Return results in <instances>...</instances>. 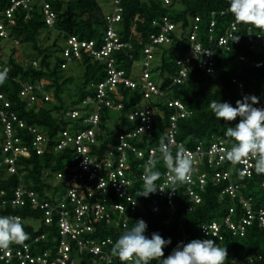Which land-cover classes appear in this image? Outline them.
<instances>
[{
	"label": "trees",
	"instance_id": "obj_1",
	"mask_svg": "<svg viewBox=\"0 0 264 264\" xmlns=\"http://www.w3.org/2000/svg\"><path fill=\"white\" fill-rule=\"evenodd\" d=\"M32 9L25 8L23 4L17 5L13 9L11 16H7L6 9L11 5L10 0H0V21L4 26L7 35L0 34V66L8 62V77L0 81V93L3 98L9 101L8 110H14L29 125L38 126L40 131L47 136V143L44 145L42 153L37 154L34 149H30L25 155H20L15 162L17 171L10 173L6 165L0 168V187L5 190V197H9L12 189L20 183L29 189L37 192L40 200L55 201L54 195H49L47 190L52 186L51 179L58 180L63 188V180L57 179L56 173H68L70 167L74 166L76 160L73 154V147L67 146L62 150H54L57 143V135L62 129H73L76 126L87 127V123L79 124V121L66 117L65 112L69 108H80L82 100L88 96H94L98 82L107 76L106 60H95L87 50H81V57L76 59L81 68L76 74L61 68L59 63L64 60L62 54L55 55L56 62L50 60L48 48L41 47L39 42L43 31H57L59 36L66 40V37L76 36L79 40H93L95 47L100 48L104 42L106 23L101 17V9L97 0H56L51 3V7L57 16L52 26L46 24L42 7L39 1L33 0ZM122 7L121 19L114 24L121 40H130L133 48L113 50L116 67L125 70V76H133V64L141 60L143 48L149 41L151 33L158 32V26L154 20H162L164 16L175 23H180L181 32L173 31V40L168 44L158 45L154 51V58L157 63L151 62L150 71L154 77L163 78L164 89L173 98L183 101L186 109L191 111L187 117L180 118L177 128V139L182 141L186 147H193L200 141L207 142L213 137H220L231 144L232 140L224 135L228 126H233L240 119L224 121L223 118L217 120L212 114L208 104L211 100L228 102L235 106L239 100L237 83H242L248 96H256L258 100L264 98V46L255 50L253 43L249 40L250 31L253 35L262 34L261 40L264 41V29L252 24L239 23L237 31H233L229 38L227 47L217 45V39L223 35L234 19L228 11V0H171L165 3L161 0H120ZM195 16L199 17L197 24L196 41L204 48H211L214 51L212 73L198 67L201 55L193 58L190 66L188 79L183 83L172 84V77L176 76L179 70L177 64L178 54L186 53L193 47V40L184 35L185 32L192 31L190 24ZM214 21L211 28L210 23ZM178 27V26H177ZM210 35L213 40L210 41ZM238 38V39H237ZM11 43L10 54L7 61L3 59V45ZM56 46L57 43L55 42ZM28 47V48H27ZM17 53L25 56L26 63L17 59ZM243 56L244 59H240ZM37 61V66L31 63ZM261 60L260 66L255 62ZM39 82L44 89L52 90L54 100H45L39 95L35 105L28 108L26 101L21 99L19 92L22 83ZM74 84L75 93L71 95L68 104L63 98V91ZM94 84V85H91ZM38 96V95H37ZM143 93L140 86L136 88L117 85L112 97L123 102L121 110L109 109L105 106L101 109L100 130L97 131V138L100 143L92 145V155L101 159L106 152L117 142L118 132L131 130L138 124L127 119L126 112L134 105L142 103ZM89 107V106H88ZM150 108L153 110L163 109L161 117H157L149 125L148 132L142 134L143 141L138 144L141 148H156L155 158L156 168L161 172V176L155 184L161 182L166 166L159 160V140L166 136L165 132L170 126V113L174 108L163 105V101H150ZM111 110L120 112V117L116 122L114 132L102 135L107 128L106 120L109 118ZM157 112V111H155ZM15 135L21 137L22 141L28 144L31 133L27 129L18 128ZM1 141V140H0ZM177 148L173 149L175 154ZM2 158L0 154V159ZM145 159H138L129 154L125 166V174L131 180L128 191L137 201L134 211L127 209L130 218L123 226L121 218L113 208L116 202H124L114 193L109 186L105 199L110 203L107 210L111 215L110 221L98 220L93 212L97 194L87 197L89 209L85 213L87 221L94 226L92 233L85 236L93 238L96 242L110 238H116L125 230L130 228L137 219H143L147 224L146 235L158 232L163 238H171V244L163 249L164 255L169 252L180 241L188 242L195 238H211L220 246L226 247L229 264H264L263 260L258 259V254L264 249V228L258 226L257 222L247 227L244 235H234L224 226L223 220L228 212V207L233 202L237 206L235 219L241 212L238 201H232L227 196L220 194L221 186L209 182L206 188L201 191L202 201L191 203L185 195L184 186L179 188L177 196L174 198L173 206H170L166 199L159 196L158 192L150 193L149 196H142L143 182L140 173L143 171ZM139 164L142 166L139 167ZM233 177L240 183L242 193L246 197L252 198L254 208L264 206V187H261L263 174L254 172L253 177H246L240 174V170L235 167ZM83 189L96 192L94 183L82 181ZM64 189V188H63ZM103 199V196H99ZM107 203V202H106ZM0 215H17L21 219L26 233V239L21 244L30 242L33 252H42L50 249L56 254L57 245L61 238L58 224L59 216L53 214L50 223L45 222L42 211L37 206L26 202L24 205L10 206L6 203L0 206ZM27 219L39 220L40 224L34 227L27 223ZM213 220L221 223V237L205 235L201 232L202 223L212 222ZM35 237L39 239L35 241ZM69 236L67 237V239ZM70 240V239H69ZM18 243V244H20ZM70 254L75 258V264H83L90 259L89 253L78 252L74 241H70ZM111 245L107 244L106 249L112 256L110 264H122L119 259L111 252ZM249 258H253L252 261ZM8 264H18L13 261ZM126 264H134L130 260ZM150 264H158L157 260L150 261Z\"/></svg>",
	"mask_w": 264,
	"mask_h": 264
},
{
	"label": "built area",
	"instance_id": "obj_2",
	"mask_svg": "<svg viewBox=\"0 0 264 264\" xmlns=\"http://www.w3.org/2000/svg\"><path fill=\"white\" fill-rule=\"evenodd\" d=\"M11 5L6 9L7 16H11L13 9L19 4H23L25 8L32 9L33 0H10ZM42 7V12L46 24L52 26L55 23L56 12L53 11L51 3L56 0H37ZM169 3L171 0H161ZM122 7L120 0H112V11L105 14L104 20L106 23L104 42L100 48L95 47L93 40H79L76 36L66 37L65 44L60 50L64 60L61 63L62 67H66L70 62L81 57V50L84 48L88 54L95 60H106L105 70L107 76L104 80L95 84L96 92L94 96H88L82 100L80 108H69L64 114L66 117H71L79 124L87 123V127L76 126L73 129H62L57 137V143L54 145V150H62L67 146L73 147V154L76 160L74 166L70 167L68 173L57 172V179L63 180L64 192L58 200L53 202L40 200L36 191L29 189L24 184L20 183L9 197L6 192L0 187V206L9 203L10 206L24 205L30 202L37 206L42 211L45 222L52 221L53 214L59 216L58 224L60 228L61 238L57 245L56 254L52 253L50 249L42 252H33L30 242L23 244L12 243L7 249L0 250V264H8L16 261L18 264H75V258L70 254L71 244L74 241L77 251H84L89 253L90 259L83 264H110L112 256L106 249L107 244H112L113 240L110 238L103 239L96 242L93 238L85 236L86 233H92L94 226H92L85 217V213L89 209L87 197L97 194L94 206V215L98 220L110 221L111 215L107 210L110 204L105 199V194L109 186L112 187L114 193L118 198L124 199V202H116L113 208L116 209L119 216L123 218V226L130 218L127 209L134 211L137 207V201L134 196L127 190L131 184V180L125 174V166L129 154L135 158L145 161L151 156L155 161L157 150L150 147L141 148L138 146L143 141L142 134L148 132V127L152 122L161 117L163 109L153 110L150 108V101H163V105L168 108H174V112L170 113V126L167 128L165 135L170 136L172 144L169 150L173 153L174 148H183L193 158V166L188 174V179L182 183L173 184L169 178L167 168L161 182L158 184L160 189L157 190L160 197L166 199L170 206L174 204V198L177 196L179 188L184 186L185 195L189 199V207L191 203H200L202 201L201 191L206 188V185L211 182L214 185H220L221 193L227 196L232 201H238L240 208L239 217L235 219L237 214V206L233 202L228 207V212L224 217L223 224L234 235H244L247 227L257 222L258 226L264 228V206L254 208L252 198L246 197L242 193L241 185L234 177V169L237 167L240 172L243 171L246 177H253L255 172L254 162L255 157L248 156L239 164L232 165L223 158L224 151L227 150L231 144L227 143L220 137H213L207 142L200 141L193 147H186L184 143L177 139V126L180 118L187 117L191 111L186 109L183 101L173 98L169 95L168 90L164 89L163 78L154 77L150 71V65L154 58V51L158 45L171 43L173 36L171 33L178 28L181 32L180 23L171 21L164 16L162 20H154L158 28V32L151 33L149 41L143 48V54L140 61V75L135 78L125 76L124 69L116 67L114 58L112 57L113 50L117 49H132L133 44L130 40H121L118 32L115 30L114 24L121 19ZM194 21H199V17L195 16L191 21L190 29L192 31L185 32L184 35L193 40V47L186 53H179L177 57V64L179 70L176 76L172 77V84L185 82L190 74V66L192 59L201 55L198 62L200 69L206 70L207 73L215 71L213 67L214 51L211 48H204L201 44L195 43L197 38L196 28L197 24ZM238 24L234 19L230 22L227 31L219 36L217 45L227 47L229 38L233 31H237ZM214 21L210 23L212 28ZM178 26V27H177ZM0 34L7 35L4 26L0 21ZM173 34V33H172ZM249 40L253 43L255 50L261 49L264 46V41L261 40L262 34L253 35L250 31L247 33ZM210 41L213 40L210 35ZM240 59H244L240 56ZM34 66H37L36 60H31ZM261 60L255 62V65L260 66ZM134 66V64H133ZM133 68V67H132ZM10 67L8 62L0 66V71H4V78L8 77ZM94 85V84H91ZM117 85L124 87L136 88L140 86L143 93L142 103L134 105L126 112L128 120L137 123L138 125L131 130H124L118 132L117 142L112 145L106 152L104 158H97L93 156L92 145L99 144L100 140L97 138V131L100 130V115L103 106L109 109L121 110L124 104L121 100L112 97ZM239 100L246 95L242 83H237ZM21 99L26 101L28 108H31L37 101L39 95L45 100H52V92L42 88L39 82L22 83L19 92ZM38 95V96H37ZM3 98L0 93V99ZM0 102V168L6 165L8 172L15 173L17 171L15 162L20 155H25L30 149H34L37 154L42 153L44 145L47 143V136H45L38 126L29 125L23 120L16 111H9L7 108L10 105L9 101L3 99ZM89 106V107H88ZM256 107H264V98L258 100ZM157 111V112H155ZM27 129L31 133V138L28 144L22 141L21 137L15 135L16 130ZM174 155V154H173ZM142 165L139 164V167ZM143 173V171L140 173ZM94 183L95 191L85 190L82 187V181ZM101 182V185H100ZM261 187H264V174L261 180ZM100 185V186H99ZM103 196V199H99ZM107 202V203H106ZM17 216V215H15ZM221 223L213 220L212 222L202 223L200 230L205 234L204 229H207L212 236L221 237ZM69 238L67 239V237ZM39 238L35 237V241ZM70 239V240H69ZM258 259L264 261V249L258 254ZM253 258H249L252 261Z\"/></svg>",
	"mask_w": 264,
	"mask_h": 264
},
{
	"label": "clouds",
	"instance_id": "obj_3",
	"mask_svg": "<svg viewBox=\"0 0 264 264\" xmlns=\"http://www.w3.org/2000/svg\"><path fill=\"white\" fill-rule=\"evenodd\" d=\"M228 11L237 23H250L264 29V0H228ZM62 47L63 45L58 53ZM55 62L56 59L53 63ZM59 65L65 68L61 66V63ZM4 74V71H0V79ZM45 90L53 94L52 90ZM52 100H54V94ZM257 103L256 96H244L236 101L235 106L228 102L211 100L208 107L217 120L223 118L228 122L236 120L237 117L240 118L233 126H228L224 132L226 137L231 138L232 143L224 151L223 158L232 165H237L248 156L255 157V172L264 174V107H256ZM172 142L170 136L162 137L159 140L158 151L159 160L166 166L169 178L175 185L188 179L194 161L183 148L177 147L173 155L169 150ZM156 163L151 156L144 163L140 177L143 182L142 196L144 197L160 189L155 184L161 176ZM240 174L243 175L244 172L241 171ZM146 229V222L142 218L137 219L130 228L126 227L112 242L110 252L122 264L130 260L134 261V264H150L152 260H157L158 264H229L226 247L220 246L211 238H195L186 243L180 241L165 256L163 249L171 244V238H163L158 232H152L150 236L146 235ZM204 231L205 235L209 234L207 229ZM25 239L26 233L20 217L0 215V250L7 249L10 244L20 243Z\"/></svg>",
	"mask_w": 264,
	"mask_h": 264
},
{
	"label": "rangeland",
	"instance_id": "obj_4",
	"mask_svg": "<svg viewBox=\"0 0 264 264\" xmlns=\"http://www.w3.org/2000/svg\"><path fill=\"white\" fill-rule=\"evenodd\" d=\"M101 9V17H104L105 14L110 13L112 11V0H97ZM47 30L43 31L40 35L39 38V42L41 47H46L48 48V52L51 54L50 55V60L52 62H54L55 60V55L58 53L59 48L65 44V41H63V38H61V36H59L58 32L53 30V32H48L46 33ZM57 43V45L55 46L54 43ZM3 45V43H2ZM10 45L11 43H5V45H3V50H4V55H3V59L5 61H7V59L9 58V54H10ZM28 48V47H27ZM17 59L19 61H22V63H26V59L25 56H23L21 53H17ZM25 60V61H24ZM153 64L157 63V59L155 58V60H152ZM68 67V71H73V73H77L81 70V68L78 66L77 61H73L72 63L70 62L68 66H66L65 68ZM140 61H136L134 66H133V76L136 75H140ZM74 84H70L69 88L63 91V98L64 100L68 103H70L71 101V95H73L75 93V89H74ZM68 103V104H69ZM120 117V112L116 111V110H111L110 114H109V118L106 120V126L107 128L104 130V132L102 133V135H107L108 133L114 132L116 129V122L118 120V118ZM236 181L237 178H234ZM52 182V186H50V188L47 190L49 195H54L55 200H58L60 198V196L62 195V193L64 192V189L62 188V186L60 185L58 180H54L51 179ZM27 223H31L34 227H37L40 224L39 220H34V219H27Z\"/></svg>",
	"mask_w": 264,
	"mask_h": 264
},
{
	"label": "bare ground",
	"instance_id": "obj_5",
	"mask_svg": "<svg viewBox=\"0 0 264 264\" xmlns=\"http://www.w3.org/2000/svg\"><path fill=\"white\" fill-rule=\"evenodd\" d=\"M128 159V158H127Z\"/></svg>",
	"mask_w": 264,
	"mask_h": 264
}]
</instances>
